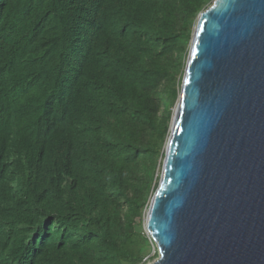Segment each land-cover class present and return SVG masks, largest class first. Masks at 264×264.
Masks as SVG:
<instances>
[{"label":"trees","instance_id":"1","mask_svg":"<svg viewBox=\"0 0 264 264\" xmlns=\"http://www.w3.org/2000/svg\"><path fill=\"white\" fill-rule=\"evenodd\" d=\"M214 0H0V264H147L198 15Z\"/></svg>","mask_w":264,"mask_h":264},{"label":"water","instance_id":"2","mask_svg":"<svg viewBox=\"0 0 264 264\" xmlns=\"http://www.w3.org/2000/svg\"><path fill=\"white\" fill-rule=\"evenodd\" d=\"M147 211L149 264H264V0L198 15Z\"/></svg>","mask_w":264,"mask_h":264},{"label":"rangeland","instance_id":"3","mask_svg":"<svg viewBox=\"0 0 264 264\" xmlns=\"http://www.w3.org/2000/svg\"><path fill=\"white\" fill-rule=\"evenodd\" d=\"M176 104H177V102H176ZM175 107H176V105H175ZM175 107L172 108V117H173L174 112H175ZM166 145H167V143H166ZM166 145H165L164 149L166 148ZM164 151H165V150H164ZM162 162H163V161H162ZM162 162H161V164H162ZM161 169H162V165H160L159 176H160V174H161ZM147 210H148V209H147ZM147 212H148V211L145 212V215H144V218H143V221H142V224H141V229H142L143 234H144V235L150 240V242H152L151 239H150V238L148 237V235L146 234V230H145V220H146ZM151 244H152V247H151L150 258H154L153 260H155V259L157 258V251H156V249H155V246H154L153 242H152ZM151 262H152V261L150 260V261L147 262V264H149V263H151Z\"/></svg>","mask_w":264,"mask_h":264}]
</instances>
